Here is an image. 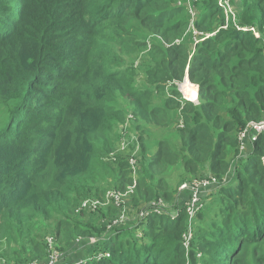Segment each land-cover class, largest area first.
Wrapping results in <instances>:
<instances>
[{
  "label": "trees",
  "instance_id": "obj_1",
  "mask_svg": "<svg viewBox=\"0 0 264 264\" xmlns=\"http://www.w3.org/2000/svg\"><path fill=\"white\" fill-rule=\"evenodd\" d=\"M178 1L0 0V218L19 247L16 261L47 259V242L27 233L41 220L43 235L51 225L45 217L56 219L60 251L80 236L102 238L105 226L84 227L75 212L80 192L89 196L87 184L99 172L112 173V189L132 185L129 158L141 148L133 155L142 160L133 204L144 206L137 213L162 199L171 203L200 173L209 171L218 186L194 217L184 205L150 212L103 239L108 258L85 264H264L263 138L244 156L238 143L248 123L264 119V0H240L237 15L225 14L218 0H200L196 28L213 36L197 46ZM132 31L159 37L140 74L147 88L137 87L135 69H124L116 49L123 36L149 47ZM186 75L192 84L182 91L198 104L178 91ZM166 88L172 97L163 102ZM116 96L126 103H114ZM126 110L133 117L128 136L144 128L158 134L123 139L125 122L115 155L118 137L109 129ZM179 117L184 128L177 130ZM96 154L103 164L92 167Z\"/></svg>",
  "mask_w": 264,
  "mask_h": 264
},
{
  "label": "rangeland",
  "instance_id": "obj_2",
  "mask_svg": "<svg viewBox=\"0 0 264 264\" xmlns=\"http://www.w3.org/2000/svg\"><path fill=\"white\" fill-rule=\"evenodd\" d=\"M239 1L240 0H218V3H220V6L218 4V7L219 8L226 7V10L228 11V14H229L230 13V11L228 10L229 9L228 6H229L230 9H232L233 14L236 13V15H237L238 13L241 12V10H240L241 4L239 3ZM178 2L182 3V0H179ZM193 7H194V10L197 12V17H198V20H199L201 15H202L201 1L200 0H196L195 3L193 4ZM186 15H187V13H186ZM234 20H235V18H234ZM195 30L197 32H199L197 28H195ZM192 32L193 31L189 27L188 33L191 36H193ZM132 33L134 35H139V36H135L134 38L138 39L139 42H141V43H147L149 45V47L147 49H145V48L140 49L138 45H134V43L132 42L133 40H130V38L127 37V36H123V38H122V40L124 41L123 44L117 43L116 49L118 51H120V55L125 59V62L123 63V64H125V68L124 69H135V71H136V74H135L136 77L135 78L137 79V84H138L137 87L138 88H147L148 86L144 83V80H143V78L141 77L140 74L144 71V69H145V67L147 65V63L145 64V60H146L145 57H147V56L149 57V51H150L151 43L154 42L159 37L155 36L154 34L148 33L146 31H141L138 34L135 31H132ZM185 36H186V32H185ZM121 48H122V50H121ZM139 62H141V64L137 65V63H139ZM186 77H185V79H186ZM185 79H184L183 82L177 83V87H178V90L181 91L185 95L184 96L183 94H181L182 98L186 99V100H189V99L186 98L187 95L182 91V89L186 86V83H185L186 80ZM190 83L191 82H189V84ZM179 85H180V87H179ZM168 90L169 89L166 88L165 92L162 94L163 102L165 101V99L172 97L168 93ZM162 99L159 100V101H155V103H157L158 105H161ZM114 103H126V102L121 101L120 98L118 96H116V100H115ZM128 106H126V107H128ZM178 115H179V113H178ZM178 115H177V117H178ZM110 119L112 120V118H110ZM129 119H130V113L128 114L126 112V116H125L124 121H122L121 123H118V122L114 121L112 123V125H111V128L109 129V133L110 134L115 133V136L118 137V146H117V150L115 152V155H118L121 152V150H122V147H121L120 142H119V132H120L119 128H120V125L124 124L125 122L128 123ZM181 122H183L182 118L181 117L177 118V122H176V126L177 127L175 129H177V130L181 129V126H180ZM3 123H4V117L0 116V126H2ZM157 129L158 128L155 129L156 131H153L152 128H144V130L143 131L140 130L138 132V134L141 135V137H142L141 132H144L145 134H144V136L142 138L151 141V140H153L152 137H156L157 136V134H158ZM171 129H174V128H171ZM170 134H173L172 131H164V135L166 137H168ZM128 138H130V136H126L125 139H128ZM172 141L176 142L177 144H179L180 143V138L173 137ZM140 150H141V148H140ZM140 150L138 151L139 155H141L140 154L141 152H145V150H142L141 152H140ZM147 152L149 153V151H147ZM144 156H147L149 158V160L152 157L150 153L148 155L144 154ZM136 158H137V156H136ZM99 163L103 164L101 162V160L98 159L97 154H96L94 156V158H93L92 167L93 166H99ZM143 165H144V162H143ZM140 166L142 168V160L136 161V165H135L134 169L130 165V169L132 171L131 172V177L133 179L132 185L135 182L138 184L139 178L142 177L141 176V172H140V170H141ZM91 169L94 171V168H91ZM158 169H160V168H158ZM99 173L95 177L94 181L93 180L89 181V183L87 184V189L89 190V196L85 198L84 194L82 192H80L81 195H82V197H81L82 200L79 201V203H78L79 204L77 206L78 209L80 207V204L82 202H84V201H87V200H91V201H96V200L105 201V197H106V194L108 193V191L112 190L113 187H117V186L114 185L115 181H113L111 172H108V173L107 172H103L101 175ZM197 176H199V177H201V176H203V177H212L213 175L209 171H206L203 174L200 173ZM194 178L191 181H193ZM195 179H197V178H195ZM185 184H187V183H185ZM185 184H182L180 186V188H179V190L177 192L178 194L177 193L174 194V196L177 197V198L173 197V201L171 203L166 201V200L164 201L162 199V201L165 204H168V208H166L163 211L164 213L168 214L169 212H167V211H170V212L173 213L176 210H179L181 208V206L184 204L188 194L186 196L184 193H182L183 191H181V189H182V187ZM132 185L131 184L128 185L127 188L129 186H132ZM127 188L125 190H122V192L123 193L126 192ZM95 192L97 194H99L100 196L99 197L98 196L95 197L94 196L96 194ZM132 195L129 198L126 199V213H125L126 223H125L124 228L126 226H129L131 224L134 225L136 223V221H137V212L136 211L139 210L140 207L144 206V204H140L139 203V204H137L138 207H135L136 205L133 204V198L134 197L131 199ZM208 200L210 201V196L207 197L206 201L209 202ZM207 205H208V203H207ZM107 207H108V205L101 206V207H99V209L96 212L83 211L82 214H81L80 220L85 221V222H82V226L86 227V225H90L91 229H95V228H100L101 226H104L108 222L114 220L118 216V212L115 209H112V208L106 209ZM76 211H77V209H75V212ZM1 219L2 218H0V264H24V263H26V262H23V258L21 256L19 257L20 258L19 261L15 260V255H14L15 252L14 251H15V248H19V247L16 245V241L15 240L6 238V231H7V229H6V225H7L6 221L7 220H5V219L1 220ZM45 219L49 220L51 225L49 227L48 224H47L46 227L48 229H47L46 232L43 233V235H38V233L43 231V228L40 227V225H45L47 222L44 223L41 220H38V221L34 220L33 226L30 227L31 229L28 230L27 233H29V235H31L32 237H37V239L41 240L42 243H46V242H48V239L53 238V241H54L53 247H52L53 251L58 250L56 248L57 246H58V248L59 247L60 248L65 247L64 246L65 245L64 238L63 239L62 238H57L56 234H55L56 219L52 218V217H45ZM122 230H120V231H122ZM106 231L107 230L105 229L102 238H99V237L96 236L94 238L89 237L88 240H80V238H84V236L77 237L75 239L76 242L71 247H69L70 246L69 245L68 246L69 248L67 250H65V251L58 250V251L63 252V253L66 254L67 262L69 264H85V263H91V262H95V261L97 262L95 257L99 253H101L102 251L106 250V247H103V244H104V242L102 243L103 239H108V238H106V236L111 237L114 233L119 232V230H112L110 232H106ZM91 232H95V231L91 230L90 233ZM9 240L11 241V245H12L11 249H9V247L7 246V242ZM85 243L88 244V246H89L88 248H84L83 246H81V244H85ZM93 244H97V245L92 247ZM188 248H189V242L187 243V249ZM102 253H104V252H102ZM8 259H10V260H8Z\"/></svg>",
  "mask_w": 264,
  "mask_h": 264
},
{
  "label": "built area",
  "instance_id": "obj_3",
  "mask_svg": "<svg viewBox=\"0 0 264 264\" xmlns=\"http://www.w3.org/2000/svg\"><path fill=\"white\" fill-rule=\"evenodd\" d=\"M195 1L196 0H187V3L184 6L187 8V11H188L189 27L193 31L192 37L195 42V45H197L203 42L205 38H209L210 35H207L205 36V38H203L204 37L203 34L195 30L196 22L198 20L197 12L194 10V7H193V4L195 3ZM178 5L181 6V3H179ZM219 6H220V3H219ZM228 8H229L228 10L232 13V9H230L229 6ZM222 9L225 11L226 14H228L226 7H223ZM252 31L254 35L258 37L257 32L254 29H252ZM137 65H140V62L137 63ZM130 120H132V117H130L129 122L126 123L124 126V132H123V137H122L123 139H125L126 136L129 135L128 131L130 128ZM180 126L183 129L184 123L181 122ZM260 138H263V143H264V119L258 122L248 123L238 133V143H239L240 155L244 156L247 154L249 150H252L255 143L259 141ZM133 139L138 140L137 137H134ZM137 151L138 149H136L133 155H136ZM133 155L129 159V164L134 169L136 165V161L138 160ZM136 186H137V183L135 182L132 186H129L127 188V191L124 193L121 190L112 189L108 191V193L106 194L105 201H100V200L84 201L80 204V207L76 211V213L77 215H81L83 211L96 212L99 209V207L108 205L107 208L112 207L116 209V211L118 212V216L114 220L104 225L107 229V232L122 228L123 226H125V223H126V218H125L126 199L129 198L134 193ZM217 186H218V181L214 176H212V177H204V178L195 179L185 184L182 187L181 190L187 191L189 194L187 200L184 203V206L186 208V213L190 218L197 215L198 211L201 210L203 207L205 195L211 192V190ZM151 206L158 207V208H152L151 210L142 209L139 213H137V219L139 218L142 219V218L147 217L150 212L163 213V211L167 208V205L162 200H160L159 203L152 204ZM161 208H165V209H161ZM172 216L173 218H175V214H173ZM189 239H190V236L185 240L186 247H187V243L189 242ZM53 243H54L53 238L48 239V246L50 248V251H49V256L46 260L44 261L36 260L34 262H31L30 264H69L67 262L65 253L59 252L58 250H55V251L52 250ZM108 257H109V254L99 253L95 258L96 260H101L103 258H108Z\"/></svg>",
  "mask_w": 264,
  "mask_h": 264
},
{
  "label": "clouds",
  "instance_id": "obj_4",
  "mask_svg": "<svg viewBox=\"0 0 264 264\" xmlns=\"http://www.w3.org/2000/svg\"><path fill=\"white\" fill-rule=\"evenodd\" d=\"M179 3H181V2H179ZM179 3H178V4H179ZM186 3H187V0H186ZM218 4H219V3H218ZM178 6H179V5H178ZM181 6L185 7L184 4H182V3H181ZM185 8H186V7H185ZM221 9H222V8H221ZM186 10H187V8H186ZM224 12H225V11H224ZM187 13H188V11H187ZM230 13H231V12H230ZM232 13H233V12H232ZM225 14H226V13H225ZM252 29H253V28H251V31H252ZM240 30H241V29H240ZM254 30H255V29H254ZM244 31H246V30H244ZM252 32H253V31H252ZM202 34H203V33H202ZM253 34H254V33H253ZM257 34H258V33H257ZM207 35H210V34H207ZM207 35H203V36L205 37V36H207ZM211 36H213V35H210V37H211ZM254 36H255V35H254ZM255 37H256V36H255ZM192 38H193V37H192ZM256 38H259V34H258V37H256ZM199 44H200V43H199ZM193 45H194V46H197L198 44L195 45V42H194ZM140 64H141V62H140ZM186 76H187V75H186ZM189 81H190V80H189ZM190 84H192V83H190ZM192 86H193V85H192ZM197 89H198V92H199V88H198V87H197ZM178 91H179V90H178ZM179 92H180V94H182L181 91H179ZM198 95H199V93H198ZM187 101H189V100H187ZM190 102H193V103H195V104H198L199 101H198V99H197V102H195V101H190ZM130 117H132V114L130 115ZM132 119H133V117H132ZM131 121H132V120H130V124H131ZM125 124H126V123H125ZM138 139H140V138H138ZM138 151H139V149H138ZM138 151H137V153H138ZM249 152H250V150H249L247 153H249ZM132 155H133V154H132ZM203 178H204V177H203ZM197 179H199V178H197ZM194 180H195V179H194ZM121 191H122V190H121ZM181 191H182V190H181ZM183 192H187V191H183ZM183 192H182V193H183ZM209 193H210V192H209ZM209 193H208V194H209ZM208 194L205 195V197H204V201L207 199ZM188 196H189V194H188ZM188 196H187V198H188ZM132 198H133V197H132ZM187 198H186V200H187ZM186 200H185V201H186ZM184 203H185V202H184ZM183 205H184V204H183ZM109 208H112V207H109ZM167 208H168V206H167ZM106 209H108V208H106ZM180 209H181V208H180ZM115 210H116V209H115ZM163 213H164V212H163ZM123 227H124V226H123ZM123 227H122V228H123ZM119 229H121V228H119ZM119 229H115V230H119ZM106 230H107V229H106ZM106 232H107V231H106ZM80 240H86V239H85V238H80ZM47 244H48V242H47ZM59 252H60V251H59ZM48 256H49V252H48ZM47 258H48V257H47ZM45 260H46V259H45ZM43 261H44V260H43ZM33 262H34V261H33Z\"/></svg>",
  "mask_w": 264,
  "mask_h": 264
},
{
  "label": "crops",
  "instance_id": "obj_5",
  "mask_svg": "<svg viewBox=\"0 0 264 264\" xmlns=\"http://www.w3.org/2000/svg\"><path fill=\"white\" fill-rule=\"evenodd\" d=\"M131 110H129V111H127V113L129 114L130 113V115L132 114L131 112H130ZM134 122V121H133ZM133 124V123H132ZM119 130H120V128H119ZM138 133V131H136V130H131L130 131V138H133L134 136H137V137H139V135L137 134ZM119 134H120V132H119Z\"/></svg>",
  "mask_w": 264,
  "mask_h": 264
},
{
  "label": "water",
  "instance_id": "obj_6",
  "mask_svg": "<svg viewBox=\"0 0 264 264\" xmlns=\"http://www.w3.org/2000/svg\"><path fill=\"white\" fill-rule=\"evenodd\" d=\"M185 80H186L185 83L190 82V81H189V78H188V75H187V77H186ZM179 87H180V85H179Z\"/></svg>",
  "mask_w": 264,
  "mask_h": 264
}]
</instances>
